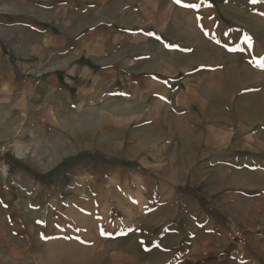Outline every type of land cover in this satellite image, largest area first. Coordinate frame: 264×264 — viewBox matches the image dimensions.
I'll return each mask as SVG.
<instances>
[{"label": "crops", "instance_id": "0c3cea01", "mask_svg": "<svg viewBox=\"0 0 264 264\" xmlns=\"http://www.w3.org/2000/svg\"><path fill=\"white\" fill-rule=\"evenodd\" d=\"M64 1L50 21L0 19V111L95 112L99 154L127 166L90 185L114 197L94 226L51 216L18 236L0 206V264H204L264 208V49L219 41L217 0H117L113 16Z\"/></svg>", "mask_w": 264, "mask_h": 264}, {"label": "rangeland", "instance_id": "374dc122", "mask_svg": "<svg viewBox=\"0 0 264 264\" xmlns=\"http://www.w3.org/2000/svg\"><path fill=\"white\" fill-rule=\"evenodd\" d=\"M88 1V15H91L99 0ZM63 2L0 0V19H21L27 24H34L35 18L50 21L55 13L53 9ZM103 2L106 5L105 14L113 16L117 0ZM192 2L194 0H186V7L190 8ZM216 3L220 13L217 20L220 42H233L238 49L246 46L249 53L254 46L264 49V0H217ZM205 17L204 24H214L211 16ZM74 115L72 120L66 119L64 114L62 118L60 115L58 119L46 117L38 121L34 112L19 114L0 111L1 213L10 218L12 232L18 236L21 233L32 234L37 221L51 216L66 221L74 216L87 215L91 216L90 225L93 226L95 218H101V221L113 218V195L109 197L107 191L99 193L97 188L93 189L90 185H106L109 177L100 175L99 170L127 165L123 161L105 159L99 154V139L97 134L94 135L98 130L95 112ZM63 162L73 163V166L59 168L42 179L19 168V165H28L36 174L46 175ZM250 210L255 226L239 227L247 239L245 255L238 261L234 260L235 246L229 240L227 230V243L219 242L218 246L207 247L203 254L204 264H264V208ZM228 243L229 246L225 247Z\"/></svg>", "mask_w": 264, "mask_h": 264}, {"label": "built area", "instance_id": "2783aa9c", "mask_svg": "<svg viewBox=\"0 0 264 264\" xmlns=\"http://www.w3.org/2000/svg\"><path fill=\"white\" fill-rule=\"evenodd\" d=\"M228 237H229V240L234 243H237L243 246L247 245L246 236L244 232L241 230V228H238V227L228 228Z\"/></svg>", "mask_w": 264, "mask_h": 264}, {"label": "trees", "instance_id": "16d2710c", "mask_svg": "<svg viewBox=\"0 0 264 264\" xmlns=\"http://www.w3.org/2000/svg\"><path fill=\"white\" fill-rule=\"evenodd\" d=\"M71 166H73V163L63 162L57 168H55L54 170L50 171L46 175L36 174L34 171L31 170V168L28 165H19V168H23V169L27 170L28 172H30L31 174H33L36 178L42 179V178H45L48 175H51V174L55 173L59 168H62V167H71ZM212 213L215 216H220L216 210H212Z\"/></svg>", "mask_w": 264, "mask_h": 264}, {"label": "snow or ice", "instance_id": "6c2138e0", "mask_svg": "<svg viewBox=\"0 0 264 264\" xmlns=\"http://www.w3.org/2000/svg\"><path fill=\"white\" fill-rule=\"evenodd\" d=\"M175 2L179 3L180 0H175ZM253 2H256V0H253ZM193 7H196V6L193 5ZM249 42H250V40H249ZM260 66H264V61H261V62H260Z\"/></svg>", "mask_w": 264, "mask_h": 264}]
</instances>
